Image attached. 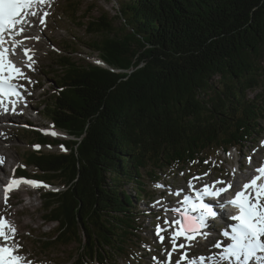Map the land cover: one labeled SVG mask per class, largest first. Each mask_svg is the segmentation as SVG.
<instances>
[{
    "label": "trees",
    "instance_id": "obj_1",
    "mask_svg": "<svg viewBox=\"0 0 264 264\" xmlns=\"http://www.w3.org/2000/svg\"><path fill=\"white\" fill-rule=\"evenodd\" d=\"M81 3L64 0L59 9L97 36L86 45L110 69L56 58L53 93L35 111L70 139L26 136L68 152H30L15 173L61 187L41 194L44 220L56 226L36 246L76 243L75 264H103L108 255L138 256L131 245L142 240L145 215L136 206L150 199L145 177L204 162L206 150L241 153L256 135L264 119V0H122L114 17L96 18L89 6L79 12Z\"/></svg>",
    "mask_w": 264,
    "mask_h": 264
},
{
    "label": "rangeland",
    "instance_id": "obj_2",
    "mask_svg": "<svg viewBox=\"0 0 264 264\" xmlns=\"http://www.w3.org/2000/svg\"><path fill=\"white\" fill-rule=\"evenodd\" d=\"M64 0H50L48 4L43 6L37 5L34 11L37 12L36 17H31L30 21L35 25L32 28L24 31L22 39H17L19 43L24 42L31 49L30 53L36 63L33 65L34 71H29L26 64H22V69L25 74L31 78L33 83L29 84L24 80V92L29 99V109H22L21 115H12L11 121L3 118L0 120V157H3V163L0 164V183L9 182L10 178L14 176L18 166L26 164V156L30 152H45V153H67L68 151L63 146L49 145L34 143L31 138L27 137V131L39 132L43 136H48L52 139L67 140L70 139L68 135L62 131L54 129L48 121L43 120L33 108H38L40 100L48 97L53 93L51 79L52 70L56 68V58L61 55L70 56L75 61L100 66L98 61L99 56L93 52L86 44H92L97 40V36L86 35L83 29H79L76 25L71 24L64 14L60 11V4L62 6ZM81 7L79 12L85 10L87 6L93 8L89 14V18L99 16L100 13L106 12L110 17H114L118 13V4L122 0H79ZM53 3V4H52ZM44 7V8H43ZM41 9V10H40ZM44 12L49 15L45 17L46 26L39 24V16ZM52 12V13H51ZM51 14V15H50ZM78 17V15H77ZM75 17V18H77ZM122 21L115 20V25L120 26ZM29 30V31H28ZM26 32V34H25ZM32 33V36L28 35ZM24 37H39V40L24 39ZM66 45L68 46L66 48ZM72 50H70V49ZM12 59H17L12 56ZM104 63L103 61H101ZM17 64L20 66L19 61ZM106 64V63H104ZM103 66V64L101 65ZM264 67V58H263ZM217 81V78H215ZM21 83V82H20ZM261 89L250 91L248 98L252 99ZM29 93H31L29 95ZM28 105V104H27ZM33 111V112H32ZM19 113V111H18ZM26 116V114H28ZM7 117V116H5ZM19 125V126H18ZM47 131L43 133L42 131ZM55 133V135H53ZM253 143H250L242 153L236 150H230L228 154H224L222 150H206L202 155L205 161L189 168H165L160 173L159 180L153 177H145L142 182L147 185L148 194L151 196L141 199L136 208L140 212V219L143 222L141 233L142 240L131 245L132 249L138 253L136 259L132 253L126 255L124 258H115L110 255L102 257L103 264H155L153 257L163 261L165 259V250L170 249L171 245L167 239V233L163 243L159 242L158 237L155 235V226L159 223L163 226V219L165 212L163 211L164 205L167 206L171 202V206H175L179 199L176 195L170 194L182 188H188V181L190 178L203 173H208L204 176V183L216 180L234 181L236 189L239 187L241 181L247 175L250 165L257 166L264 158V149L261 145L264 144V121L260 123V135L255 138ZM51 146V147H50ZM262 150V152H261ZM251 157V163H249ZM239 166L242 168L239 169ZM236 170L235 177H233V170ZM31 173L34 169H27ZM31 170V171H30ZM183 174V175H182ZM195 181L194 183H196ZM162 184L164 188H157L155 184ZM24 190L17 189L8 196L7 206L5 204L4 196L0 194V217L15 227L16 241L19 242L21 248L19 255L25 257L33 264H75L74 259H70L72 254L77 255L78 247L76 243H71L68 247H55L53 249L44 250L38 248L36 245L39 240L51 235L56 224L46 222L43 217L44 209L41 194L45 191H59L60 186L46 187L45 190H33L28 184L22 183ZM128 192L132 191V186L128 185ZM1 192V188H0ZM156 201H162L161 204H156ZM154 215H152V214ZM169 219H172L171 213H168ZM158 217L160 218L158 220ZM214 229L213 234L208 238V241L199 239V243L195 248V252L189 249L190 256H200L209 254V242L215 243L219 240L218 235L215 233L217 226L222 227V224H212ZM181 242V241H180ZM215 249H211V251ZM219 251V250H217ZM179 254L177 253V256ZM176 254H174L175 259ZM81 263H83L81 261ZM84 264V263H83ZM85 264H98L87 260Z\"/></svg>",
    "mask_w": 264,
    "mask_h": 264
},
{
    "label": "snow or ice",
    "instance_id": "obj_3",
    "mask_svg": "<svg viewBox=\"0 0 264 264\" xmlns=\"http://www.w3.org/2000/svg\"><path fill=\"white\" fill-rule=\"evenodd\" d=\"M50 0H0V111L7 114L11 111L16 113V104L21 99L19 89L23 84L15 83L17 79L33 83L21 67H18L11 59L16 55L19 41L16 37L35 25L28 17H36L34 11L37 5L43 6ZM49 15L44 12L39 16V24L46 26L45 17ZM11 39V47L7 46L6 36ZM24 39L39 40V37H24ZM24 57L27 61L26 67L34 71L33 65L36 61L30 54L31 49L24 48ZM31 93H29L30 95ZM9 101L11 108L5 101ZM2 135V134H0ZM55 135V133H53ZM63 147V146H62ZM4 158L0 157V164ZM195 163V162H193ZM207 164L208 161H205ZM251 163V157H249ZM236 170H233L235 177ZM255 175L247 179L238 188L234 181L216 180L211 184L205 183L199 188L195 181H200L208 173L194 176L188 181V188L193 194H184L175 206L164 207L165 218L163 226H155V235L159 242L163 243L167 233V239L171 245L165 250L163 261L153 257L155 264H264V162L254 169ZM183 175V174H182ZM21 183L32 187H49L40 181L26 178H10L9 183L4 186V200L7 206L8 193L17 188ZM157 188H164L162 184H155ZM230 189L234 190V196L229 200L221 197ZM183 190H176L170 194L181 196ZM214 198V199H213ZM162 201H156L161 204ZM215 205V208L213 207ZM234 207L236 214L227 215L221 209ZM171 213L172 219L167 214ZM220 217L225 227L220 230L221 240L214 244L209 242V254L190 256L189 249L199 239L208 241L213 234L210 221ZM160 218L158 217V220ZM16 229L10 225L5 218L0 217V264H33L25 257L18 254L21 245L15 239ZM225 240L228 242L225 243ZM182 241V242H180ZM219 251L212 252L211 249ZM179 253V259L173 260L174 254Z\"/></svg>",
    "mask_w": 264,
    "mask_h": 264
},
{
    "label": "bare ground",
    "instance_id": "obj_4",
    "mask_svg": "<svg viewBox=\"0 0 264 264\" xmlns=\"http://www.w3.org/2000/svg\"><path fill=\"white\" fill-rule=\"evenodd\" d=\"M53 4V3H52ZM44 8V7H43ZM41 10V9H40ZM30 19V18H29ZM29 31V30H28ZM25 34H26V32H25ZM28 35L29 36H32V33H30V32H28ZM22 36H23V34H22ZM21 36V37H22ZM24 48H28V45H26L25 43L24 44H22V43H19V47L17 48V51H16V57H17V60H19L20 61V66L22 67L23 65L22 64H26V60H25V57H24V55L22 54L23 53V49ZM98 64H100V65H102L103 63L101 62V61H98ZM2 111H0V120L3 118V116H2ZM7 117H5V118H7L6 120H9V121H11V120H13L12 119V115L11 114H7L6 115ZM12 116V117H11ZM1 125V124H0ZM171 204L169 203L167 206H170ZM166 205H164V206H162L163 207V209H164V207H167ZM214 208H215V206H214ZM220 211V210H219ZM221 211H224L225 213H228V208H226V209H221ZM229 215V214H228ZM218 218V220H219V222L221 221V218L218 216L217 217ZM225 242H228V241H225ZM197 246V244H195L194 243V248Z\"/></svg>",
    "mask_w": 264,
    "mask_h": 264
},
{
    "label": "water",
    "instance_id": "obj_5",
    "mask_svg": "<svg viewBox=\"0 0 264 264\" xmlns=\"http://www.w3.org/2000/svg\"><path fill=\"white\" fill-rule=\"evenodd\" d=\"M102 67H104V68H106V69H109L108 66H107L106 64H103Z\"/></svg>",
    "mask_w": 264,
    "mask_h": 264
}]
</instances>
